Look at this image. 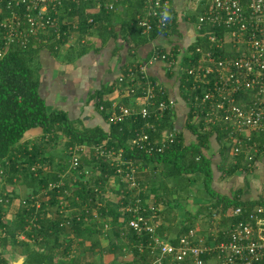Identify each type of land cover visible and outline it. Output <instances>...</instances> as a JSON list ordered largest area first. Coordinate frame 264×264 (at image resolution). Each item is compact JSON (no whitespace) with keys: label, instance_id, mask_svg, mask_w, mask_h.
Masks as SVG:
<instances>
[{"label":"trees","instance_id":"obj_1","mask_svg":"<svg viewBox=\"0 0 264 264\" xmlns=\"http://www.w3.org/2000/svg\"><path fill=\"white\" fill-rule=\"evenodd\" d=\"M106 1L108 0H104L102 3ZM168 1L170 2V0ZM121 2L127 8L128 19L120 25L118 30L114 28L115 26H111L110 21L113 10ZM113 4V10L108 11L102 7L100 12L90 14L87 8L92 7L93 2L71 3L69 7L72 9L66 12L67 21L61 26L60 39L54 37L42 39V42L28 44L26 49H10L0 57V178L4 183L23 184L27 188L26 193L23 194H18L14 190H6L0 194V245L6 247L10 243L11 247L21 249V253L26 255L23 264H82L81 256L76 257L78 253L74 255L75 244L83 245V241L90 240L92 247H97L99 245L98 235L103 226L109 228L107 234L112 239L110 240L112 241L111 247L107 251L111 252L115 259H118L125 256L122 249L126 248L125 252L132 256L122 264H149L152 260L153 254L148 246L153 244L154 236L161 237L160 233L156 232V228L154 233L147 231L138 233L127 226L130 215L128 216L126 212L122 213L120 209H117V206L104 205V203L96 206L97 194L106 190L108 182L110 185L114 184L113 186L118 187L114 188L117 195L120 193L119 190L126 186L120 177L113 178L115 168L110 165L109 160L97 156L95 148L101 144L114 149H122L126 159L142 160L146 165L145 168L149 170V166L151 167L150 172L153 174L158 175L161 170L170 177H187L188 183L190 180L196 181L200 178L208 197L214 200L210 209L215 212L210 213L211 217L215 214L222 219L221 215H224L228 209L240 208V214L237 217H232L233 223L239 220L245 221L256 206H264V196H259L255 200H247L240 197L242 192L236 191L227 195L220 193L212 186L217 171L221 172L224 169L226 175H231L238 169H248L243 164V155L230 154V145L224 142L225 140L223 141V137L227 135L226 132H220L212 127L202 130L201 124L191 122L194 116V107H190L188 110L187 107L177 109L176 106L173 110L162 111L160 119L152 117L149 119L159 123L161 129L174 127L178 112L181 114V119L184 118L180 126H184L185 132L181 131L177 140L160 153H144L136 147H131L130 141L137 137V133L144 125V119L141 116L134 114L122 122L113 123L110 121L107 109L111 110L113 102L105 99L104 94L112 92L113 87L116 86L120 93L116 100L117 105H130L128 103L131 96L127 95L129 83L127 70L132 67L140 78L138 66L148 57L125 61L118 76L123 77L122 82H119L117 78L114 83L108 86L102 85L101 88L90 94L88 103H91L97 110L100 105L104 107L100 111L107 120L108 128L85 127L80 115L76 119H70L68 113L63 109L49 107L46 97L40 93L36 59L42 48H48L51 53L56 52V49L67 41L70 31L73 30H78L81 37L86 34L90 36L92 29L98 31L103 46L110 37L115 42L119 33L126 42H121L117 48L123 47L126 52L136 50L146 43H152L157 37L169 40L175 36V39L170 41L173 42V45H171L172 43H168V47L154 45L151 53L154 50H161L164 53L177 54L178 47H180L184 53L179 56V66L187 67L186 65L194 60L195 55L187 54L190 49H193V43L184 44V41L180 42L177 37L181 36V30L179 31L177 27L170 4L167 11V20L170 23L166 27H157V18H153L152 29L147 32H143V28L138 26V18L147 12L143 0H128V2L119 0ZM189 16L187 22L190 24L197 21L198 13H189ZM90 18L91 21H89ZM73 24L77 25L76 29L72 27ZM222 27L220 25L203 27L197 38V45L207 50L210 45L207 39L208 32H213L218 37L223 32ZM131 36L134 39L128 41ZM91 45V41L82 45L81 53H86ZM168 76H171L170 83L175 84L176 92L171 95L166 85L163 84L166 92L165 90L155 91L154 106L168 97L177 102H188L193 99L194 93L202 91L199 89L191 93V79L189 81L176 79L173 73ZM147 78L155 84V77L150 75ZM134 83L136 85V82ZM135 90L136 95H142L140 87H135ZM117 105L114 106L116 110L118 109ZM36 127L42 129L41 136L30 140H21L27 130ZM146 131L149 133L150 139L156 135L148 129ZM185 134L191 137L190 141H186ZM210 141L216 144V154L224 157L220 164L214 160L215 152L210 151V147H215L210 144ZM57 144L63 145L61 148V151L64 152L62 158H60L61 155H56L61 154L59 146L56 148L51 146ZM75 145L86 147V150L79 152V163L89 169L88 173L81 170L83 179L75 183V188L70 186L71 176L69 179L64 177L63 180L66 184L63 187L48 190V183L56 182L61 173L68 169V148ZM260 149V153L264 151V147ZM258 155H256V159ZM225 158L229 161L228 163ZM32 166L35 167L34 170H31ZM142 171L138 170L134 174L135 180L141 187L143 184L139 179V174ZM75 173L76 171H72L73 177ZM64 189L72 192L71 196L65 197L70 201L69 206L80 207L73 213L63 214L60 211L61 207L67 206L62 205L61 196H63ZM135 190L127 192L128 195ZM153 195L155 199L158 198L155 194ZM139 196L145 200L150 195L141 190ZM34 199L39 200L38 207L35 203L32 204ZM21 200L26 202L22 203ZM51 206H56V208L51 209ZM142 207L147 209L144 212L145 217H149L152 211L145 203H142ZM93 209L96 210V213L93 212ZM12 214L15 216L11 220ZM106 219L109 220L110 226L108 222L106 223ZM192 222L193 219L190 223ZM151 223H154L153 219H151ZM192 225L179 226L176 238L166 240L175 245L178 237ZM206 241L208 243L209 239ZM0 264H8L7 254H0Z\"/></svg>","mask_w":264,"mask_h":264},{"label":"built area","instance_id":"obj_2","mask_svg":"<svg viewBox=\"0 0 264 264\" xmlns=\"http://www.w3.org/2000/svg\"><path fill=\"white\" fill-rule=\"evenodd\" d=\"M103 1L0 0V57L10 49H26L28 44L42 42V39H60L61 26L66 22V12L72 9L69 7L71 3L93 2L109 11L113 10V3L119 0L102 3ZM201 1L187 0L190 12H195ZM207 1V6L198 13L197 21L190 23L195 35L188 45L193 43L194 46L187 54L195 55L194 60L182 68L179 66V56L184 52L180 47L177 54L154 50L138 66L140 78L132 67L127 70V95L130 94L131 98L135 99L138 107L134 109L130 105H117V101H112L111 110L107 109V112L113 123L122 122L134 114L144 119V125L137 137L130 141L131 147H136L144 153H160L177 140L182 129L176 124L171 128L160 129L159 123L149 120L151 117L160 119L162 111L173 110L179 103L168 97L154 106L155 91L166 92V89L157 79L154 84L147 78L150 76L148 69L157 62H162L165 71L173 73L176 79L192 80L191 93L202 90L200 93H194L192 100L181 102L188 110L194 107L191 122L201 124L202 130L212 127L226 132L223 141L230 145V154L243 155V164L250 170L256 155L260 153V148L264 147V0ZM143 2L147 12L138 18V26L143 28V32L152 29L153 18H157V27H166L170 23L167 20L168 0ZM210 25L223 26V32L218 37L215 33L208 32L210 45L206 50L196 42L202 28ZM72 27L76 29L77 25L73 24ZM122 79V76L118 77L119 82H122ZM135 87L141 88V96L136 95ZM115 105L118 106L117 110L114 109ZM103 108L100 105L99 110ZM146 129L156 134L153 139H150ZM85 148L81 145L68 148V169L61 173L56 182L48 183V190L63 187L66 184L63 179L67 176H72L71 187L83 179L81 170L88 173L89 169L79 163V152ZM95 152L98 157L109 160L110 165L115 168L113 178L120 177L126 185L119 190V198L123 200L120 211L130 215L127 226L138 233H154L156 227L151 223V219L157 216L158 205L151 201L150 197L145 200L140 198V191L144 188L139 186L134 177L138 170L145 169L144 162L140 159H126L122 149L106 147L103 144L96 146ZM34 169L32 166L31 170ZM72 171H76L74 177ZM134 189L136 190L128 195L127 192ZM62 194L61 199L70 195L68 189H64ZM34 203L36 207L39 206L38 199H34L32 204ZM142 203L152 211L149 217H145L144 212L147 209L142 207ZM63 210L61 207L62 213ZM240 212V208H231L224 215L237 217ZM217 233L211 235L210 245L195 227L182 233L175 245L162 237L154 236L153 244L148 246L153 254L149 264H165L167 261L166 264H264V206H256L248 214L247 220L234 222L221 240ZM208 256L214 259L213 263H208Z\"/></svg>","mask_w":264,"mask_h":264},{"label":"crops","instance_id":"obj_3","mask_svg":"<svg viewBox=\"0 0 264 264\" xmlns=\"http://www.w3.org/2000/svg\"><path fill=\"white\" fill-rule=\"evenodd\" d=\"M125 1L128 2V0ZM207 2V0H202L198 4L195 12H190L187 0H170L169 4L177 22V27L179 28V31L181 30V36H177L180 39V42L184 41L185 44L193 41L195 32L192 25L187 22L188 15L189 13H200L207 6ZM91 8L93 11L95 10L94 7ZM99 8H97V11L94 13H91L90 11L89 13L95 14L100 12L102 7ZM127 19V8L121 2L118 7L113 10L110 24L119 30L120 25ZM64 20L67 21V16H65ZM133 39V36H131L128 41ZM171 39H175V36L174 38H169V40L157 37L152 43L150 42L141 45L136 50L134 49L135 51L131 50V53L130 51L126 52L123 47L117 48L121 42H126L123 38H121L119 33L115 42L110 37L103 46L102 38L98 36V31L96 30L92 29L90 36L86 34L83 37L80 36L78 30L70 31L67 41L62 46L58 47L56 52L51 53L48 48H42L38 53L36 62L39 70L40 93L46 97L49 107L52 109H63L66 113H68L70 119H76L78 115H80L82 123L85 127L91 128L94 126H101L108 128V123L104 114L91 105V103H88L90 94L96 89L101 88L102 85L108 86L114 83V81L118 78L122 69L121 67L125 61L128 62L133 59H144L150 55L154 45L168 47V43L173 44V42H170ZM90 41L92 42V45L88 48L89 50L82 54V45H85ZM148 72L152 77H155L158 81L165 84L171 95L176 92L174 89L175 84L170 83L171 76H168L170 73L165 71L162 62H157L155 65L150 67ZM118 94H120L118 88L114 86L112 92L104 94V98L110 101H116L118 99ZM178 102L177 109H179V107L183 109L184 104L181 103L182 101ZM180 116L181 114L179 112L176 113V125L178 128L182 129V132H185L184 126H180V124L183 123L184 120L182 119L184 118L181 119ZM42 133L43 131L39 127L31 128L24 133L25 137L23 136L21 140H30L41 136ZM184 137H186L188 141L191 139V137L186 134ZM257 139L261 141V138L259 139L257 137ZM210 142V144L215 146L210 147V151L215 152L214 160L220 164L221 160H224V157L216 154V144H214L215 142L213 141ZM58 146L59 144L53 145L52 147L56 148ZM225 161L227 163L229 162L226 158ZM150 169V166L149 171L147 168H142L143 171L139 174V179L142 183H144L143 192L150 195L148 196L150 197V200L154 201L156 205L160 207L161 211L164 202L163 200H160L161 197L158 193L154 192L155 196L158 197L156 199H159L160 201H157L152 194V190L159 184L154 181H150L151 179L155 180V177L151 175L153 173L150 172ZM146 170L147 172H144ZM149 181L151 182V187L149 186ZM212 186L222 194L231 195L236 191L242 192L240 197L247 200H255L259 196H264V151L258 155L250 170L238 169L231 175H226L224 173V169H222L221 172L217 171ZM7 190H14L18 194H23L26 193L27 188L26 185L17 183L15 185H11ZM213 202L214 200L212 198L206 196L204 200L196 203L198 206H201L200 209L202 212L197 214L194 213L193 211L195 210V207L193 205L189 208L190 211H188L193 212V225L197 219H199L200 222H202V220L205 223L208 222L206 224L212 226L208 230V235L218 232L217 234L221 240L223 235L228 233L231 225L233 224V218L221 215L223 217L221 219L219 215L215 214L211 217L210 213L215 212L210 209ZM160 211H158L157 216L153 218L156 232L158 231L163 239H174L180 228L177 226L175 227V221L169 219L166 214L161 216L159 214ZM14 216L15 215L12 214L11 220ZM214 217L216 220L213 219ZM193 225L192 227H194ZM199 233L204 234L203 231H200ZM205 238L206 240L208 239L207 237ZM210 239L212 240V236ZM8 244L9 245H6V247L0 245V254H7L8 264H23L25 262L26 255L22 254L21 249H18V247L13 248L10 243ZM124 257L125 256H121L118 259H115L113 256L112 263L121 264L122 262L127 261V259H123ZM98 262L100 261H97L96 264H98ZM101 263L107 264L105 262Z\"/></svg>","mask_w":264,"mask_h":264},{"label":"rangeland","instance_id":"obj_4","mask_svg":"<svg viewBox=\"0 0 264 264\" xmlns=\"http://www.w3.org/2000/svg\"><path fill=\"white\" fill-rule=\"evenodd\" d=\"M95 8V10L93 11L91 7L87 8V11L89 13V11L91 13H94L95 11H97V8H99V5H97L96 3H94V6H92ZM100 9V8H99ZM76 22V20H75ZM51 39V37L49 38ZM164 47V46H163ZM183 68V67H182ZM134 109H136L138 107L135 99L133 100V98H129V103ZM25 135V134H24ZM23 135V136H24ZM25 137V136H24ZM186 139V137H185ZM186 141L188 142V139H186ZM53 146V145H51ZM63 147L62 144H59V151L61 152V154H56L57 156L61 155L60 158H62V156L64 155V152L61 151V148ZM55 152V151H54ZM225 151L223 150V153ZM59 163V162H58ZM149 171V170H148ZM147 172V170L145 171ZM155 177L154 179H151L150 181H154L155 183L159 184L156 188H154L152 191V193H158V195L161 197L160 200H163L164 204L163 207L160 211V207H158V211L159 214L168 216L169 219H171L172 221H175V227H179L182 225H192L191 222V218H193L194 216L192 215V213H199L202 212L200 207L198 206L199 201L204 200V198H206V196L208 197L204 187H203V183L202 180L200 178H198L196 181H191L188 183V179L187 177H170L167 176L166 174H164L163 171H159V174H151ZM66 178H70V176H67ZM149 181V186H150V182ZM144 184V183H142ZM12 184L10 183H4V181L0 178V194L3 192H6V190L11 186ZM74 188L76 186H73ZM106 190H104V192H98L97 197H98V202L96 204L97 205H102L104 203V205H115L117 206V209H121L123 206V200L121 198H119V195H117L114 191L115 186L110 185V183L108 182V185L106 186ZM151 187V186H150ZM116 189V188H115ZM100 190H102L100 188ZM96 191V190H95ZM70 195H72V192L69 191ZM23 201V200H21ZM23 203V202H22ZM70 201H68V199H63L62 200V205H67L63 207V213H73L74 211H77V209H79L80 207H70L69 206ZM192 205L195 207V210L193 212H189V208L192 207ZM86 207V206H85ZM56 206H51V209H55ZM115 208V207H114ZM75 209V210H74ZM189 210V211H188ZM186 211V214H185ZM192 211V210H191ZM93 212L96 213V210L93 209ZM188 218H190L189 220H187ZM214 220H216V218H213ZM207 221V220H206ZM108 222L109 224V220L106 219V223ZM208 223V222H206ZM205 222H200L199 219H197V221L194 222V227H197V231H203L204 234H201L203 238L207 237L209 239L208 245H210L212 243L211 238V234L208 235V230L212 227L209 226V224H206ZM172 225V224H170ZM159 227V226H158ZM195 227V228H196ZM109 233V228H107V226H103L100 234L98 235V239H99V245L97 247H92V242L90 240H85L83 241V245H76L74 246V255L75 253H78V255H76V257L79 258V256H81V261L82 264H96L97 261L98 264H103L101 262H105L107 264H114L113 262V254L111 252H108L107 249H109L111 247L112 244V240L109 235L107 234ZM123 240V239H122ZM126 248H123L122 251H124L125 257L123 259H131L132 256L129 255L128 253L125 252ZM214 259L211 258L210 256H208V263H213ZM122 264V263H121Z\"/></svg>","mask_w":264,"mask_h":264}]
</instances>
